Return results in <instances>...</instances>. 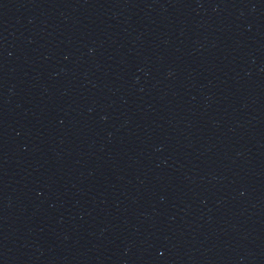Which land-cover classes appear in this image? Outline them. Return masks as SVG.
<instances>
[{"label": "water", "instance_id": "95a60500", "mask_svg": "<svg viewBox=\"0 0 264 264\" xmlns=\"http://www.w3.org/2000/svg\"><path fill=\"white\" fill-rule=\"evenodd\" d=\"M0 264H264V0H0Z\"/></svg>", "mask_w": 264, "mask_h": 264}]
</instances>
